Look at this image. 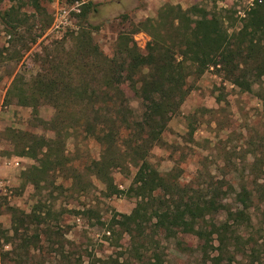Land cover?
<instances>
[{"label": "trees", "instance_id": "trees-1", "mask_svg": "<svg viewBox=\"0 0 264 264\" xmlns=\"http://www.w3.org/2000/svg\"><path fill=\"white\" fill-rule=\"evenodd\" d=\"M30 3L37 8L39 0ZM93 6L91 1L85 3L79 16H86ZM13 11L11 6L1 16L10 19ZM243 14L238 25L235 19L229 24L231 16L216 4L183 8L165 3L155 16L137 22L124 15L129 27L117 34L108 53L92 31L82 27L71 48L45 52L35 75L28 80L14 77L7 90L6 101L15 99L30 107L53 132L49 138L19 137V155L38 159L35 169L45 173L66 167L74 180L81 181V168L73 166L65 153L66 141L78 137L99 147L96 157L81 164L104 185L107 196L122 192L112 172L134 168L130 189L137 202L130 213L113 217V224L123 226L129 236L127 260L163 264L159 237L189 235L200 242L211 264H225V259L234 264L239 254L250 264L262 262L264 228L253 211L264 201V180L260 183L255 177L251 184L242 183L230 204L219 186L207 191L202 185H181L149 160L152 149L164 144L162 134L193 89V81L206 70L214 69L242 91L264 88V0H252ZM15 20L5 24L9 41L15 36L23 39L17 32L19 18ZM139 31L149 36L144 48L134 39ZM43 103L53 109L48 120L37 116ZM29 173L23 172L26 181ZM220 213L224 218L219 219ZM111 264L131 262L116 257Z\"/></svg>", "mask_w": 264, "mask_h": 264}, {"label": "rangeland", "instance_id": "rangeland-1", "mask_svg": "<svg viewBox=\"0 0 264 264\" xmlns=\"http://www.w3.org/2000/svg\"><path fill=\"white\" fill-rule=\"evenodd\" d=\"M89 1L94 6L86 16H79ZM251 2L39 0L36 8L30 0H0V264H111L116 257L119 262L137 264L134 257L127 260L125 256L130 248L129 236L123 226L113 224V217L130 213L137 202L130 189L134 168L112 172L122 192L107 196L104 185L88 175L81 164L96 157L99 147L91 139L78 137L66 141L65 153L72 158L73 166L81 168L83 180H74L66 167L49 168L45 173L35 169L38 159L19 155L20 138L31 134L49 138L53 132L35 118L30 107L19 105L15 99L6 101L14 77L28 80L34 76L41 66L39 58L47 51L71 48L82 27L90 29L108 53L117 34L129 27L123 22L124 15L137 22L155 16L165 3L183 8L193 4L213 8L216 4L231 16L229 24L235 19L238 25L239 16ZM11 6L14 11L10 19H3L1 14ZM15 17L19 18L17 32L23 39L15 36L9 41L4 28L8 21L14 24ZM37 35L36 41H31ZM134 39L144 48L149 36L139 31ZM52 114L51 106L43 103L37 116L48 120ZM162 136L164 144L155 146L149 157L161 173L171 174L181 185H202L207 191L219 186L224 201L233 204L235 190L242 183L251 184L255 177L260 183L264 180V88L242 91L210 68L193 81V89ZM28 170L30 181L23 177ZM258 203L253 213L264 228V201ZM218 217L222 219L224 214ZM159 240L163 264L212 262L192 236ZM240 256L232 263L250 264L247 257ZM261 256L262 262L254 264H264V250Z\"/></svg>", "mask_w": 264, "mask_h": 264}, {"label": "built area", "instance_id": "built-area-1", "mask_svg": "<svg viewBox=\"0 0 264 264\" xmlns=\"http://www.w3.org/2000/svg\"><path fill=\"white\" fill-rule=\"evenodd\" d=\"M66 11H65V9H63V17H65V15H66ZM65 20H66V18H65Z\"/></svg>", "mask_w": 264, "mask_h": 264}]
</instances>
